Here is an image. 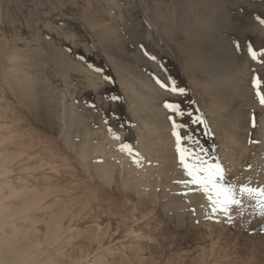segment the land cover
Returning <instances> with one entry per match:
<instances>
[{"label":"rangeland","instance_id":"374dc122","mask_svg":"<svg viewBox=\"0 0 264 264\" xmlns=\"http://www.w3.org/2000/svg\"><path fill=\"white\" fill-rule=\"evenodd\" d=\"M62 1L0 0V163L10 169L0 193L9 217L22 223L14 196L27 195V226L42 246L46 225L58 222V247H42L55 264H264V210L239 195L241 186L264 188V105L256 94H264V56L248 53L264 50V0H223L228 24L209 28L232 52L238 73L223 74L232 100L196 90L186 53L159 30L152 0ZM161 1L181 14L188 4ZM86 7L113 23L130 52L142 51L132 69L140 75L118 65V50L99 41ZM14 73L27 82L6 81ZM143 78L155 89L141 93ZM140 93L152 100L144 104ZM150 105L162 124L152 123ZM173 122L188 162L198 153L219 164L221 183L236 189L240 204L214 212L200 187L185 183Z\"/></svg>","mask_w":264,"mask_h":264},{"label":"bare ground","instance_id":"6f19581e","mask_svg":"<svg viewBox=\"0 0 264 264\" xmlns=\"http://www.w3.org/2000/svg\"><path fill=\"white\" fill-rule=\"evenodd\" d=\"M57 1H60V3L63 4L62 0ZM103 1H113V4H116L115 0ZM193 1L195 2V0H188L187 7H184L185 9L183 8L184 11L181 14L180 12H177V10L173 9V5L171 10V8L167 9L165 4H163L161 0H152V5L155 11V22L158 25L159 30L169 40L174 41L175 44L182 48V50L186 53V57H184L186 58L184 67H186L184 68V70L189 79L192 81V84L195 85L196 90L202 92L203 96L208 95L212 96V98L218 97V99L219 97L224 98L226 96L225 98H227L228 100H232V98L235 97L229 95L230 93H227L229 92V90L226 87L227 83H224L223 81V74L230 75L229 72L232 69L231 77L232 79H234L237 70H235V66L231 61L232 52L230 51L218 31L221 29V27H224L226 24H228L227 14L225 13L223 8L224 5L222 4L223 0H196V5L193 4ZM82 10L86 12L85 17L87 18V21L90 23V25L92 24L97 26L95 33L99 41L107 42L109 45H111V47L118 50L116 51L118 54L117 58H119L117 59V61L119 60L118 65H120L121 68L124 67V65H127V68L125 69L127 74L130 72L133 75H137L138 72L135 71L134 73V70L132 69H134L136 62L145 60V58L143 57L144 55H141L142 51L139 52L138 50H134L133 52H130L124 45L119 34L116 32L115 27L112 25L113 23L111 21L110 23H108L109 21L106 22V17L103 16L99 11L91 10L88 7H86L85 9L82 8ZM184 16H186V18ZM213 26H216V28L218 27V30L209 31V28ZM174 28L176 29L174 30ZM0 49L2 50V47ZM4 55H6V53ZM7 58L9 60L11 59L9 54ZM18 66L19 65H17V67ZM9 76V74L6 75V81L13 80L15 83L14 86L16 87H21V85H24L27 82V80H25L27 76L26 74L17 75V73H14L13 76H10V79ZM138 85L141 93H143L142 91L144 89H155L153 84H151L146 78L140 79ZM236 85V83L234 86L232 85L234 90L237 88ZM247 90L249 94L250 90L248 88ZM141 93V99L139 100H141V102H143L144 104L145 102L152 100V97L150 98L148 95ZM237 94L239 98H245V101L247 100L246 94H241V92ZM218 99H216V101ZM148 108L149 111L147 114L151 113V119H153L152 123L155 125L157 123L162 124L161 120L163 117L159 113L158 109H155V107L152 108L151 105ZM159 114L161 115V120ZM165 127L166 126H164V128ZM98 150H100L99 147L97 149H94V152ZM81 152L84 153V151L82 150ZM9 171L10 169L8 167L7 160H2V162L0 163V177L8 176ZM17 191L22 190L20 188ZM8 196H12L11 191ZM14 197V200H18L19 202L21 201L22 203L18 212L20 214L19 221L22 223L18 225L9 217V211L5 210L3 201L5 200L6 196L0 193V264H55L56 261L54 262V259L50 257L52 253L51 251L47 256H44L42 258V247H58V238L61 235L63 229L60 228L58 222H54L55 224L49 223V225H46L43 233L44 245H40L38 240H34V235L38 230L34 231V228L29 225L27 226L28 221L32 219V216L26 213L27 205L25 204V200L27 195ZM32 223L34 224L35 222ZM28 247H32L33 249H31V251H26ZM74 262L75 261L70 259H63L59 262V264H74Z\"/></svg>","mask_w":264,"mask_h":264},{"label":"snow or ice","instance_id":"6c2138e0","mask_svg":"<svg viewBox=\"0 0 264 264\" xmlns=\"http://www.w3.org/2000/svg\"><path fill=\"white\" fill-rule=\"evenodd\" d=\"M257 20L261 25H264V19L257 17ZM248 53L253 60H256L258 55L264 56V50L258 54L251 48V46L248 48ZM253 84L254 87H257L258 89L260 84L258 77L254 78ZM172 91H179L183 93L184 89H177L176 87H173ZM256 94L260 103L264 105V94H261L259 90H257ZM165 107L173 109L178 115H182L179 105L166 104ZM253 126L255 125L253 124ZM179 127L181 126L173 122V135L176 136L177 151L180 153V163L183 165L186 175L190 177V180L186 181L185 183L198 185L201 191H203L207 196L214 212L217 209L227 211L228 205L240 204L241 201L237 198L236 189L231 185H224L221 183L224 174L223 169L219 164L213 166L207 163L206 161L202 160L198 153L191 154V163L188 162V157L186 155L188 150L186 148H181V137L177 131ZM188 139H191V137H188ZM122 147L128 149L129 151L131 150L129 145H123ZM239 195H247L250 198L256 200L258 206L264 210V188L253 189L250 187L241 186L239 189ZM262 214H264V211H262Z\"/></svg>","mask_w":264,"mask_h":264}]
</instances>
